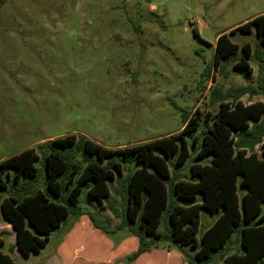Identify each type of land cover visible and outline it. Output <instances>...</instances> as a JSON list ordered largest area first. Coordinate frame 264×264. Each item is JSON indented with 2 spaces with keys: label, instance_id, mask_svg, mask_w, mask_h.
Here are the masks:
<instances>
[{
  "label": "rangeland",
  "instance_id": "rangeland-1",
  "mask_svg": "<svg viewBox=\"0 0 264 264\" xmlns=\"http://www.w3.org/2000/svg\"><path fill=\"white\" fill-rule=\"evenodd\" d=\"M263 13L264 0H0V161L28 148L37 154V176L14 183V171L8 170L0 201L45 192L44 153L55 138L73 134L103 147L123 148L182 130L186 114L199 121V135L217 111L221 94L256 88L260 68L264 77V46L254 29L229 34ZM221 33L238 50L214 69ZM245 44L250 73L233 68ZM231 98L224 102L232 103ZM239 100L264 104V93ZM193 157L190 150L176 168L180 175L188 176ZM123 167L127 173L137 164ZM111 198L117 199L114 194ZM87 200L83 186L79 205ZM200 202L198 194L195 203ZM98 211L118 224L106 205ZM215 218L200 210L198 242ZM75 221L69 215L37 254L25 257L15 246L10 225L1 220L0 252L14 264H129L124 257L135 245L122 256L118 253L129 244L115 249L120 240L130 241L126 231L105 238L82 222L84 230L71 234ZM80 221L87 222L86 217L76 223ZM68 251L73 257L65 261ZM130 264L186 263L174 250L162 249Z\"/></svg>",
  "mask_w": 264,
  "mask_h": 264
},
{
  "label": "trees",
  "instance_id": "trees-1",
  "mask_svg": "<svg viewBox=\"0 0 264 264\" xmlns=\"http://www.w3.org/2000/svg\"><path fill=\"white\" fill-rule=\"evenodd\" d=\"M251 29L264 46V13L229 34ZM237 50L226 34L218 35L213 68ZM242 53L233 68L250 73L248 45L242 46ZM262 70L256 88L243 86L221 94L217 111L199 135L195 133L199 121L192 122V115L186 114L182 130L128 147L107 148L73 134L47 142L45 192L37 190L0 201V220L15 231L17 250L25 257L37 254L51 231L72 215L76 222L86 217L89 229L105 238L126 231L130 241L120 240L115 249L129 244L126 251L118 253L122 256L135 245L124 257L129 264L162 249L174 250L186 264H264V104L244 105L239 100L264 93ZM231 97L232 103L224 102ZM190 150L194 157L188 176L180 175L176 168ZM36 160L34 148H28L0 161V189L5 188L4 177L9 178L10 169L14 183L35 178ZM130 163L137 167L125 173L123 166ZM83 186L88 198L85 206L78 201ZM239 187L244 191L239 193ZM112 194L117 199H112ZM198 194L201 202L195 203ZM104 205L118 224L99 215L98 209ZM201 209L216 218L198 242ZM2 245L0 238V248ZM67 254L70 260L73 253ZM99 259L106 262L108 256ZM0 264L14 262L0 252Z\"/></svg>",
  "mask_w": 264,
  "mask_h": 264
},
{
  "label": "crops",
  "instance_id": "crops-1",
  "mask_svg": "<svg viewBox=\"0 0 264 264\" xmlns=\"http://www.w3.org/2000/svg\"><path fill=\"white\" fill-rule=\"evenodd\" d=\"M1 221V220H0ZM82 222L84 223V226L86 225V223L87 222H85V221H80V222H78V223H76V221L74 222L75 223V225H74V227H73V229L69 232V233H73L76 229H78V228H81L82 230H84L81 226H80V224H82ZM8 224V223H7ZM9 225V224H8ZM87 226V225H86ZM11 227V226H10ZM12 229V228H11ZM13 230V229H12ZM13 232L15 233V231L13 230ZM68 236H72V235H68ZM69 238H71V237H69ZM63 244V243H62ZM15 246H16V244H15ZM73 255V254H72ZM74 259V258H73ZM76 259V258H75ZM68 260V254H66V256H65V261H67Z\"/></svg>",
  "mask_w": 264,
  "mask_h": 264
}]
</instances>
